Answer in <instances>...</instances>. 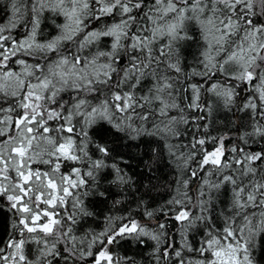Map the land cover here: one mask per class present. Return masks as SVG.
<instances>
[{
	"label": "snow or ice",
	"instance_id": "1",
	"mask_svg": "<svg viewBox=\"0 0 264 264\" xmlns=\"http://www.w3.org/2000/svg\"><path fill=\"white\" fill-rule=\"evenodd\" d=\"M44 19L56 30L51 38H41ZM182 49L192 53L187 72ZM201 88L245 113L236 128L245 147H231L230 156L225 137L208 131L212 106L200 103ZM185 108L203 115L189 118ZM101 122L120 138L153 137L161 148L153 155L166 149L188 177L163 203L152 188L138 198L152 229L119 217V227L74 232L91 216L81 199L85 176L95 184L111 167L110 183L131 181L88 157V129ZM190 132L177 155L168 141ZM249 140L264 141V0H11L0 23V208L6 203L15 219L0 240V264H135L109 248L142 237L156 242V264H254L264 235V147L246 150ZM95 151L110 156L103 144ZM85 158L90 170L82 173L74 162Z\"/></svg>",
	"mask_w": 264,
	"mask_h": 264
},
{
	"label": "trees",
	"instance_id": "2",
	"mask_svg": "<svg viewBox=\"0 0 264 264\" xmlns=\"http://www.w3.org/2000/svg\"><path fill=\"white\" fill-rule=\"evenodd\" d=\"M11 15V0H0V23H7L9 16ZM49 14L45 13L47 17ZM57 23L61 20L57 19ZM41 31L43 32L42 39L56 34V30L52 27L50 20L44 19L41 24ZM15 34V33H14ZM183 56L186 58L185 63L182 65L185 71H190L187 67L188 62L191 61V51L181 50ZM193 67L195 65L193 64ZM201 81L199 76L193 77L190 83H198ZM207 85H204L206 88ZM204 88L200 91V103H208L212 106L211 115L207 117L208 131L213 136H223L224 147L226 150V156H230V149L233 146L245 147L238 139V133L236 128L239 126L242 119L245 118V113H236V109L232 108L231 111L224 108L222 103L218 101L211 93L205 92ZM239 91V88L237 89ZM191 95V90L187 93ZM244 95V93H241ZM190 102L187 100L181 103V107H185V104ZM239 103V98H237ZM186 114L189 118L193 116L203 115V113L197 110L185 108ZM235 113V114H234ZM119 115V114H118ZM200 124H204L205 121H199ZM184 126H181L183 129ZM248 129H241V131H247ZM201 134L203 130L201 129ZM89 142L86 146L88 157L91 160L103 158L106 165H115L125 173L127 177H131V181L126 185L112 184L110 181L114 179L115 172L111 167L100 170L96 174V182L93 184L92 180L85 176L88 183L81 190V199L84 201V206L91 216L82 218L81 221L75 226L74 232L78 237H83L86 232L91 234H98L105 231L109 227H119L121 221L119 217H131L145 225L147 228H154V220L150 221L147 217L141 215L143 209L138 206L139 197L146 191L147 188H152L153 196L156 197L158 203H163L164 200L169 199V192L173 189L175 181L180 178L187 179V176L181 177L179 170L175 167L177 163L175 157L169 156L167 150L164 149L163 157L158 159L153 155L152 149L155 148L157 153H160V145L152 143L153 137H141L138 140H129L127 138H120L114 134V129L107 122H101L98 127L88 129ZM189 136L181 135L179 138H172L168 142L173 144L174 151L179 155L180 152L187 151L183 145L189 143ZM259 139V138H256ZM103 144L109 148L110 156L101 157V155L95 151V144ZM209 150H211V144H206ZM264 147V141H260L259 144L253 143L249 140V144L246 150L260 151ZM74 166L81 168L82 173L90 170V160L85 158L81 162H74ZM195 165H193L194 167ZM66 171L67 169H62ZM203 176L204 174L201 173ZM215 179V177H213ZM197 182L192 180L190 182V194L194 192V186ZM143 185V187H142ZM88 193L83 195L82 193ZM98 193H104L103 196ZM148 203L153 201L145 197ZM71 201V198H69ZM115 200H120V204H114ZM0 203H3L0 201ZM154 207L158 204L154 203ZM70 208V204H69ZM151 210V209H149ZM15 217L13 213L8 211V206L4 203V206L0 208V240H6L8 233L12 232V223ZM86 221V222H85ZM177 226L173 222V231L170 233L172 239L177 248L182 243L181 237L176 231ZM90 240V236L88 237ZM145 242L139 243L136 239L128 238L122 240L118 245L110 246L109 252L114 256L121 258L130 257L135 264H156L155 257L153 255L155 248V241L150 240L147 237H142ZM189 240L192 241L195 247V238L189 236ZM87 242V241H86ZM163 242L160 245L161 251L163 250ZM98 246H93V252L97 251ZM254 264H264V235L260 237L258 247L253 251ZM88 264H92L89 259ZM160 264H165L164 261H160Z\"/></svg>",
	"mask_w": 264,
	"mask_h": 264
}]
</instances>
